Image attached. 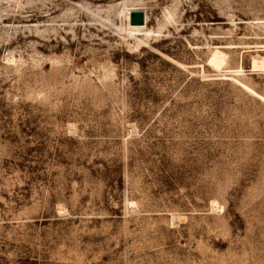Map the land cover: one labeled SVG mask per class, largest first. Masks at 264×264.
I'll return each mask as SVG.
<instances>
[{"label": "rangeland", "instance_id": "374dc122", "mask_svg": "<svg viewBox=\"0 0 264 264\" xmlns=\"http://www.w3.org/2000/svg\"><path fill=\"white\" fill-rule=\"evenodd\" d=\"M0 264H264V0H0Z\"/></svg>", "mask_w": 264, "mask_h": 264}, {"label": "bare ground", "instance_id": "6f19581e", "mask_svg": "<svg viewBox=\"0 0 264 264\" xmlns=\"http://www.w3.org/2000/svg\"><path fill=\"white\" fill-rule=\"evenodd\" d=\"M131 14V13H130ZM128 18V16H127ZM133 20L135 22V24H133V26L128 22V27L134 30L140 29L143 26H139V24H137V22L140 19V15L139 13L136 11L135 13H133V16H129V20ZM145 20H146V16H145ZM145 23V22H144ZM209 62L214 65V66H220L221 64L224 63V54L219 51V50H215L212 55L210 56ZM260 67L263 66V62H258L257 60L253 61V67Z\"/></svg>", "mask_w": 264, "mask_h": 264}, {"label": "water", "instance_id": "95a60500", "mask_svg": "<svg viewBox=\"0 0 264 264\" xmlns=\"http://www.w3.org/2000/svg\"><path fill=\"white\" fill-rule=\"evenodd\" d=\"M136 11H132V12H130L131 14V16H133V13H135ZM138 13H139V15H140V19H139V21L137 22V24H142L143 23V16H142V13L141 12H139V11H137ZM129 22H130V24H135V22L133 21V20H129Z\"/></svg>", "mask_w": 264, "mask_h": 264}]
</instances>
